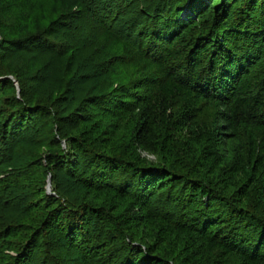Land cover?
I'll use <instances>...</instances> for the list:
<instances>
[{
  "label": "trees",
  "instance_id": "trees-1",
  "mask_svg": "<svg viewBox=\"0 0 264 264\" xmlns=\"http://www.w3.org/2000/svg\"><path fill=\"white\" fill-rule=\"evenodd\" d=\"M49 1L45 30L0 43V242L23 243L0 264H36L47 237L80 264H264V0ZM88 63L101 90L84 97ZM111 65L131 81L103 92Z\"/></svg>",
  "mask_w": 264,
  "mask_h": 264
},
{
  "label": "rangeland",
  "instance_id": "rangeland-1",
  "mask_svg": "<svg viewBox=\"0 0 264 264\" xmlns=\"http://www.w3.org/2000/svg\"><path fill=\"white\" fill-rule=\"evenodd\" d=\"M39 1H40L41 5L43 6V9L41 10V12H39L40 9L38 10L36 5H32L31 4L28 7V8H30L31 13H27L28 10L23 13V10L18 5V2H21V0L16 1L15 4L7 3V2L6 3H2L3 7L0 8V43L4 42V39L5 40L6 39H8V40H17V39H22L23 38L22 36L18 35L19 34L18 32H10L12 35L5 34L8 30H10L11 27H14V25H16V24H22V25L23 24H29L30 25V32L31 33L33 32L32 34L37 33L39 30L43 31V30H45L47 28V26L49 25V21L54 18V15L52 14V11H51V5L52 4H51V2L49 0H39ZM23 14H26V16L24 17ZM90 20H91V18H89V17L87 19H85L86 24H88V26L90 25L89 26L91 28L90 30L91 31L93 30L94 34H96V35L97 34H101L104 31L103 27H101L100 25L95 27L94 25L90 24ZM121 28H122V24H120V23L119 24L117 23V25L115 24L114 27L112 28V31H111L112 34L114 36L122 35V36L125 37L127 35V33L125 32L124 29H121ZM129 34H131V35L130 36L129 35L126 36L127 38L126 37L125 38L123 37V38L127 39V40H129V41H131L133 43V41H134V32H129ZM100 46H103V44H100ZM122 60H124V59H122ZM125 60L127 62L129 61V59H125ZM7 63H9V62L7 61L6 63H3L2 66L5 68V71L4 70L3 71L7 72V74H9V71L7 70ZM13 64L15 65L16 63H13ZM16 66H18V64H16ZM35 67H37V65ZM89 67L81 68V66H77L75 68L76 79H77L76 86L78 85L77 87H79V85H80V87L77 90L78 91L77 94L78 93L81 94L80 92L84 91L86 93V95L84 97H87V95L88 96H92L93 94H98V93H100V90H101V88L98 87V84L96 83L95 79H93L96 75L100 76V75L97 74V72H98L97 69H95L93 67L92 63H91V65L89 64ZM38 68H40V66H38ZM122 71L123 70L121 68H119L117 65H113V66L111 65V68L109 69L110 76L108 77V75H107L105 77V78H108L110 80V82H111L110 84L111 85H109L108 84L109 82H105V80L103 79L102 84L106 87V89L104 88L105 90L103 92H111V91L113 92L114 90H117L120 87L127 86L128 82H130L131 79L130 80H124V77L121 76L122 75ZM31 74H32L31 72H28L27 74H25V76H33V74L32 75ZM25 76H24V78H25ZM87 76H88V79H87ZM10 78L14 79V77H10ZM85 79H87V80H85ZM90 79H92V80H90ZM78 80H80L81 82L78 81ZM84 81H85L86 84L84 83ZM86 81H88V82H86ZM15 82H16V86L18 87V89L20 91L19 83L16 80H15ZM88 86L91 87V89H89L86 92V90H87L86 88H88ZM92 86H93V88H92ZM62 91H63V89H62ZM50 94H52V92H48L46 95L49 96L50 100H52L53 102H54V100L56 98H58L57 101L55 100L56 103H61V100L64 97V95H62V93L61 94L55 93L53 95H50ZM141 94L144 95L143 92ZM69 96H74L75 97V92L73 93V95H69ZM35 129H36V127L35 128L33 127L27 132V135L30 136V137L27 136L28 138H32V137L35 136V134H36ZM185 135H186L185 132H183V133L182 132H177L176 136L174 137V143L177 146H180L182 144V141H183ZM44 151H45V149L43 150V154H44ZM45 152H49V151H45ZM142 156L145 157L147 160L154 161V162L157 161L156 158H154V157H152V156H150V155H148L146 153H142ZM188 158H189L188 156H186V155L184 156V161H185L184 164L185 165H189ZM185 165H183V166H185ZM181 169H183V167ZM49 180H51V176L49 177ZM49 180H47L48 184L46 186V190H47L48 185H49ZM71 182H72V187L75 190L79 191V185L76 182H74L73 180H70L69 183H71ZM51 185H52V180H51ZM158 207H159V209H161V208H163V205L159 204ZM97 226H98V224L95 223V225H94V233H96V234L99 233V231H98L99 229H97ZM104 231H106V230L104 229ZM104 237H105V233H103L100 236V238H104ZM47 238L44 239V241L45 240L46 241L43 242V244L41 243L42 244V246H41L42 249H38V251L36 253V258H35L36 259V261H35L36 264H40V263L49 264L48 261L45 262L44 260L41 259L42 257H39V255H41V252H42V256L44 254L46 255V253L47 254L51 253V252H49V248L47 246H44V244H49V245L51 244V246H55L56 247L55 248L56 251L54 252V254H57V256H59V254L62 253L63 254L62 257L65 256L66 260H70L69 262H66L67 264H80L79 257L76 255V252H75L74 249H72L71 247L67 246L65 244V242H62V241H54L55 243H51V240L49 239V237H47ZM21 243H22L21 239L16 238V239H12V240H7L5 242L1 241L0 245L1 244L2 245L3 244H6V245L16 244L20 248L22 246V244H23V243L22 244ZM15 252H17V251H15ZM15 252H10L9 254L15 255L16 254ZM65 253H66V255H65ZM218 257L219 256H215V258H218ZM45 258H46V256H45ZM218 264H239V263H234V262H232L230 260H227V259L224 260V259L220 258V260L218 261Z\"/></svg>",
  "mask_w": 264,
  "mask_h": 264
},
{
  "label": "water",
  "instance_id": "water-1",
  "mask_svg": "<svg viewBox=\"0 0 264 264\" xmlns=\"http://www.w3.org/2000/svg\"><path fill=\"white\" fill-rule=\"evenodd\" d=\"M65 144V143H64ZM47 190H48V194L49 195H55V194H53L52 193V185H51V180H49V185H48V188H47Z\"/></svg>",
  "mask_w": 264,
  "mask_h": 264
}]
</instances>
